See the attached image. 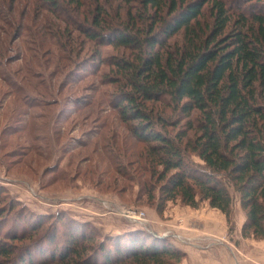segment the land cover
I'll use <instances>...</instances> for the list:
<instances>
[{
    "label": "trees",
    "instance_id": "obj_1",
    "mask_svg": "<svg viewBox=\"0 0 264 264\" xmlns=\"http://www.w3.org/2000/svg\"><path fill=\"white\" fill-rule=\"evenodd\" d=\"M41 3L60 18L61 8L80 12L81 6L80 0ZM90 14L74 24L96 47L118 53L104 59L110 70L102 81L119 91L112 106L144 145L137 163L148 202L158 213L168 202L194 209L207 202L229 224L238 203L245 215L241 237L264 240V0H94ZM96 54L90 61L102 63ZM33 91L25 105L40 110L34 120L47 119L45 108L61 100ZM19 111L9 105L7 113L15 119ZM57 116L66 119V110ZM11 198L9 211L17 206L23 215L20 230L6 233L11 244L0 241V264H175L186 257L153 232L103 235L89 222L62 225ZM50 220L52 230L63 226L61 242L36 245ZM28 241L34 244H12Z\"/></svg>",
    "mask_w": 264,
    "mask_h": 264
},
{
    "label": "rangeland",
    "instance_id": "obj_2",
    "mask_svg": "<svg viewBox=\"0 0 264 264\" xmlns=\"http://www.w3.org/2000/svg\"><path fill=\"white\" fill-rule=\"evenodd\" d=\"M80 4V12L61 8L60 18L46 10L41 0H0V199L4 206L0 207V241L11 244L6 233L12 228L20 230L17 218L23 213L17 206L9 211L12 197L38 214L58 217L56 221L62 225L77 220L99 229L94 222L104 226L110 220L118 225H142L145 231L160 234L177 232L178 228L182 242L165 238L201 251L199 260H188L186 254L175 264H239L238 260L247 259V255L258 259L264 254V240L241 237L245 215L238 203L232 223L225 217L226 231L216 237L196 226V220H203L192 219L193 212L188 211L194 208L175 201L158 213L154 200L148 202L137 163L144 145L132 138L112 106L119 91L102 81L110 70L104 59L118 53L111 46L96 47L80 33L74 23L91 18L94 0H80ZM112 4L114 9L117 3ZM96 53L102 63L90 61ZM89 61L94 64L92 71L86 68ZM34 89L44 99L61 100L59 106L45 108L47 119L34 120L42 115L40 110L25 105V94L34 93ZM9 105L20 109L15 119L7 113ZM63 108L66 119L57 116ZM33 111L37 113L32 117ZM47 113L55 118L50 120ZM190 160L201 163L195 156ZM144 179H148L147 174ZM6 192L9 199L4 196ZM154 194L157 196V189ZM197 210L206 216L213 208L201 202ZM133 211L144 212L145 219L128 218ZM52 223L45 224V231L35 237L36 245L43 244L42 239H48L49 246L61 242L63 226L52 230ZM19 224L28 225L27 221ZM185 228L197 231L191 234ZM97 240L102 239L98 236ZM34 242L12 244L19 248Z\"/></svg>",
    "mask_w": 264,
    "mask_h": 264
},
{
    "label": "crops",
    "instance_id": "obj_3",
    "mask_svg": "<svg viewBox=\"0 0 264 264\" xmlns=\"http://www.w3.org/2000/svg\"><path fill=\"white\" fill-rule=\"evenodd\" d=\"M184 211H188V210L185 209ZM216 211H217V213H216ZM188 212L189 213L193 212V215L191 214L193 216V217L191 216L192 219L197 217V219H199V221L203 220L202 223L198 222L196 220V226L202 227L203 231L205 230V232H210L211 234L216 235V237H218L217 236L218 234L223 235L225 233V231H226L225 230V216L220 211H218L216 209L209 210L210 213H208V215H206V216H200V212L202 213V211H200V210L198 211L197 209H195V211H188ZM109 222H110V220L106 221L107 224H104V226H102L100 224V222H94V223L101 230V232L104 235H112V236L123 234V233L129 232V231L135 230V229H143V227H141L140 225H137V224L124 223V224L118 225L116 221L115 222L111 221L110 225H109L108 224ZM159 225L161 226L162 229L164 228V226L162 224H159ZM177 229L178 228H175V230L178 232ZM186 230L187 231L191 230V234L195 233L197 231L195 229H186ZM199 230H201V229H199ZM153 233H155V232H153ZM160 233H161V231H157L155 234L160 235ZM246 240H251V239H246ZM173 244L176 248L184 251L187 254L188 260H191V261L195 260V259L199 260L197 255H198L199 251H201V250H199L193 246L183 247V246H179L177 243H173ZM263 256H264V254L262 256H260L258 259H256V257L253 258L252 256L247 255V259L241 258L238 260V263L239 264H264V257Z\"/></svg>",
    "mask_w": 264,
    "mask_h": 264
},
{
    "label": "built area",
    "instance_id": "obj_4",
    "mask_svg": "<svg viewBox=\"0 0 264 264\" xmlns=\"http://www.w3.org/2000/svg\"><path fill=\"white\" fill-rule=\"evenodd\" d=\"M127 217V216H126ZM128 218H130V219H132V220H137V221H142V220H144L145 219V213L144 212H134L133 211V213L131 214V217L129 216ZM140 226H142V225H140ZM143 227V226H142ZM144 228V227H143ZM160 236H162V237H167V238H169L170 240H171V238H172V240H177V241H181L182 242V240H181V235L179 234V233H177V232H175V231H173V230H168V231H166L165 232V234H162V235H160ZM171 240V241H172ZM173 242V241H172Z\"/></svg>",
    "mask_w": 264,
    "mask_h": 264
},
{
    "label": "water",
    "instance_id": "obj_5",
    "mask_svg": "<svg viewBox=\"0 0 264 264\" xmlns=\"http://www.w3.org/2000/svg\"><path fill=\"white\" fill-rule=\"evenodd\" d=\"M160 235H162V234H160Z\"/></svg>",
    "mask_w": 264,
    "mask_h": 264
}]
</instances>
